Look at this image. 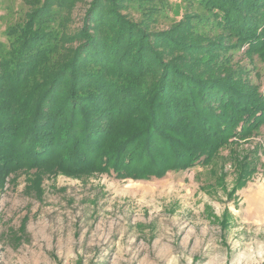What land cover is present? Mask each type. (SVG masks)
<instances>
[{
    "label": "trees",
    "instance_id": "trees-1",
    "mask_svg": "<svg viewBox=\"0 0 264 264\" xmlns=\"http://www.w3.org/2000/svg\"><path fill=\"white\" fill-rule=\"evenodd\" d=\"M76 1L35 2L0 42V179L53 169L149 179L264 125V97L230 81L236 43H220L252 41L264 56V0H185L182 18L157 33L123 2L93 0L72 34Z\"/></svg>",
    "mask_w": 264,
    "mask_h": 264
},
{
    "label": "rangeland",
    "instance_id": "rangeland-1",
    "mask_svg": "<svg viewBox=\"0 0 264 264\" xmlns=\"http://www.w3.org/2000/svg\"><path fill=\"white\" fill-rule=\"evenodd\" d=\"M37 1L45 0H0V42ZM119 1L135 21H149L152 33L167 31L185 11V0ZM92 2L72 5L70 33L84 26ZM151 5L160 9L154 18L144 15ZM229 37L220 43H236L228 52L231 83L264 97L261 50ZM0 264H264V125L203 163L166 166L149 179L61 169L4 176Z\"/></svg>",
    "mask_w": 264,
    "mask_h": 264
}]
</instances>
